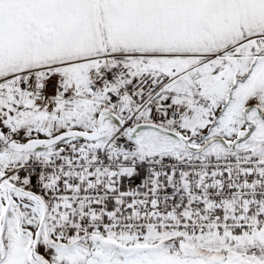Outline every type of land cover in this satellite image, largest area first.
<instances>
[{
	"label": "snow or ice",
	"instance_id": "snow-or-ice-1",
	"mask_svg": "<svg viewBox=\"0 0 264 264\" xmlns=\"http://www.w3.org/2000/svg\"><path fill=\"white\" fill-rule=\"evenodd\" d=\"M0 264H264V0H0Z\"/></svg>",
	"mask_w": 264,
	"mask_h": 264
}]
</instances>
